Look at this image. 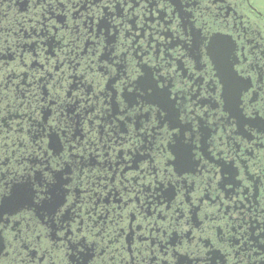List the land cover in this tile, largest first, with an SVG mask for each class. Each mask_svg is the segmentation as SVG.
Returning a JSON list of instances; mask_svg holds the SVG:
<instances>
[{
	"label": "flooded vegetation",
	"instance_id": "flooded-vegetation-1",
	"mask_svg": "<svg viewBox=\"0 0 264 264\" xmlns=\"http://www.w3.org/2000/svg\"><path fill=\"white\" fill-rule=\"evenodd\" d=\"M0 264H264V0H0Z\"/></svg>",
	"mask_w": 264,
	"mask_h": 264
}]
</instances>
